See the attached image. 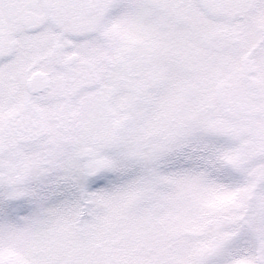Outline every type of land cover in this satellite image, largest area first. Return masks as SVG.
<instances>
[{"label": "snow or ice", "instance_id": "snow-or-ice-1", "mask_svg": "<svg viewBox=\"0 0 264 264\" xmlns=\"http://www.w3.org/2000/svg\"><path fill=\"white\" fill-rule=\"evenodd\" d=\"M0 264H264V0H0Z\"/></svg>", "mask_w": 264, "mask_h": 264}]
</instances>
